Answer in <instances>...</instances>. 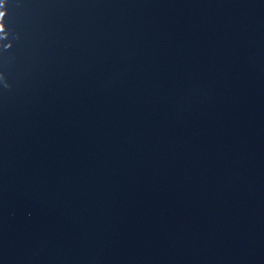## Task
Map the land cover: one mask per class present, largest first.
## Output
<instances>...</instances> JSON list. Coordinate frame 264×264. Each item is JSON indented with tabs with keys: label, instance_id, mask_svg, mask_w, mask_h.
I'll use <instances>...</instances> for the list:
<instances>
[{
	"label": "water",
	"instance_id": "1",
	"mask_svg": "<svg viewBox=\"0 0 264 264\" xmlns=\"http://www.w3.org/2000/svg\"><path fill=\"white\" fill-rule=\"evenodd\" d=\"M0 264H264V0H0Z\"/></svg>",
	"mask_w": 264,
	"mask_h": 264
}]
</instances>
